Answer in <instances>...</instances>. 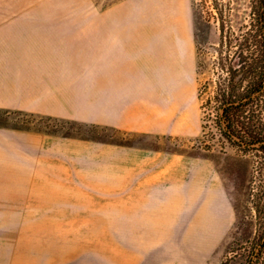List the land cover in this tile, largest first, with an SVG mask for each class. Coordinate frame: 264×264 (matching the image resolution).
<instances>
[{"label": "rangeland", "instance_id": "1", "mask_svg": "<svg viewBox=\"0 0 264 264\" xmlns=\"http://www.w3.org/2000/svg\"><path fill=\"white\" fill-rule=\"evenodd\" d=\"M228 1L238 30L250 19L251 0H194L216 38L198 42L201 119L189 134L161 138L0 109V264H249L264 237V210L256 206L264 204L257 196L261 160L232 147L208 149L203 134L202 103L215 94L226 54L215 7ZM142 149L161 154L164 168L179 155L207 158L212 187L230 198L236 217L219 231L207 225L204 234L206 201L184 200L193 173L178 161L160 191L142 192L140 160L132 162L139 176L125 169Z\"/></svg>", "mask_w": 264, "mask_h": 264}, {"label": "crops", "instance_id": "2", "mask_svg": "<svg viewBox=\"0 0 264 264\" xmlns=\"http://www.w3.org/2000/svg\"><path fill=\"white\" fill-rule=\"evenodd\" d=\"M215 38L194 0H0V109L161 138L189 134L201 119L198 42ZM160 155L142 149L126 159L130 176L140 160L142 192L160 191L178 161L193 173L184 200L206 201L204 234L236 217L212 187L211 161L179 155L164 168Z\"/></svg>", "mask_w": 264, "mask_h": 264}, {"label": "trees", "instance_id": "3", "mask_svg": "<svg viewBox=\"0 0 264 264\" xmlns=\"http://www.w3.org/2000/svg\"><path fill=\"white\" fill-rule=\"evenodd\" d=\"M251 3L250 19L238 30L232 25L231 1L215 7L226 54L221 56L222 73L215 94L202 103L203 134L208 149L232 147L261 160L257 196L264 200V0ZM211 103L213 108L207 111ZM256 204L258 211L264 210V204ZM259 241L249 264H264V237Z\"/></svg>", "mask_w": 264, "mask_h": 264}]
</instances>
